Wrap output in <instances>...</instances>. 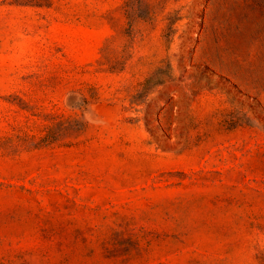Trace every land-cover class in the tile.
Masks as SVG:
<instances>
[{"label": "rangeland", "instance_id": "1", "mask_svg": "<svg viewBox=\"0 0 264 264\" xmlns=\"http://www.w3.org/2000/svg\"><path fill=\"white\" fill-rule=\"evenodd\" d=\"M0 264H264V0H0Z\"/></svg>", "mask_w": 264, "mask_h": 264}]
</instances>
